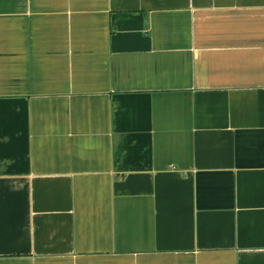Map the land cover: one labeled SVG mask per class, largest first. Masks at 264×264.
Here are the masks:
<instances>
[{
    "label": "crops",
    "instance_id": "obj_1",
    "mask_svg": "<svg viewBox=\"0 0 264 264\" xmlns=\"http://www.w3.org/2000/svg\"><path fill=\"white\" fill-rule=\"evenodd\" d=\"M0 264H264V0H0Z\"/></svg>",
    "mask_w": 264,
    "mask_h": 264
}]
</instances>
